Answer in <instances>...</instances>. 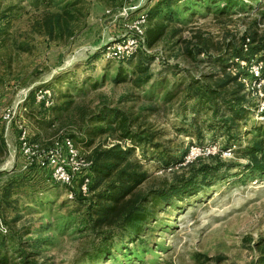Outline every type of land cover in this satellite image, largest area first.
I'll return each mask as SVG.
<instances>
[{
  "label": "rangeland",
  "instance_id": "374dc122",
  "mask_svg": "<svg viewBox=\"0 0 264 264\" xmlns=\"http://www.w3.org/2000/svg\"><path fill=\"white\" fill-rule=\"evenodd\" d=\"M135 4L158 13L155 19L168 13L167 19L147 23L151 30L165 26L162 37L149 47L145 43L147 66L136 58L119 62L107 55L132 16L118 13L117 0H0V221L6 230L0 231V254L5 264H257L264 250V170L248 164L249 150L258 144L256 164L264 166V84L256 87L249 68L253 60L264 62V51L230 59L222 50L244 37L254 38L253 45L264 41V0L252 2L253 9L239 2L220 4L223 10L213 0ZM56 13L62 16L61 30L50 38L43 23ZM235 73L242 74L238 81L249 110L226 129L210 120V111L192 108L186 83ZM54 106H62L56 120L50 115ZM113 111L110 126L91 120ZM121 119L124 128L140 133L139 140L121 137ZM101 126L105 132L95 130ZM23 133L34 145L32 164L23 155ZM62 137L91 162L95 146L118 143L131 150L138 170L147 173L139 193L202 165L220 171L190 197L163 208L147 206L151 213L139 234L113 237L110 250L92 258L107 229L88 220L101 186L77 195L80 178L61 184L51 167L39 164L43 151ZM89 175L92 185L91 169Z\"/></svg>",
  "mask_w": 264,
  "mask_h": 264
},
{
  "label": "trees",
  "instance_id": "16d2710c",
  "mask_svg": "<svg viewBox=\"0 0 264 264\" xmlns=\"http://www.w3.org/2000/svg\"><path fill=\"white\" fill-rule=\"evenodd\" d=\"M217 3V9L223 10L226 6L232 2H239L242 8L249 7L253 9L252 2L256 0H213ZM225 2V3H224ZM220 4L222 6H220ZM75 3H70V7H73ZM67 8V7H66ZM64 9V8H63ZM157 9V8H156ZM153 9V11H157ZM150 10V9H149ZM64 13H69L64 11ZM158 13L147 14L148 22H158L164 20L168 13L159 15V18L155 19ZM173 14V13H171ZM155 19V20H154ZM167 19V18H166ZM1 20V17H0ZM154 20V21H153ZM62 16L60 14H52L47 17L43 23L46 34L52 38L55 32L61 30L60 22ZM146 23V28H147ZM145 28V41L146 32L151 34V40H148L147 46H151L153 42L162 37L164 33V25L156 24L152 30ZM61 35V33H59ZM58 35V36H59ZM254 38L244 37L239 45H230L227 43L223 48L222 56L229 55L230 59H242L246 56H251L258 51H264V41H261L257 45H253ZM264 56V55H262ZM264 60V57H262ZM138 59L140 65H148L149 53L146 47L132 53L128 57L116 58L110 56L111 61L116 60L119 62H127L133 59ZM225 58V57H224ZM223 60V59H222ZM222 70H225V65H221ZM147 70V67L140 70L143 73ZM241 73H235V75L225 74L221 78H214L208 76L204 81L191 80L186 83V94L193 102V109L210 111L212 113L210 120H219L224 126L223 128L230 129L238 124L239 118L247 114L249 110L247 93L244 92V85L239 82ZM148 78V76L146 77ZM70 96V95H66ZM65 96V97H66ZM62 106L51 107L50 115L52 120H56L55 112L59 111ZM113 113H105L101 117H92V121L100 122L106 121L108 126L114 121L109 117H114ZM264 115V110L261 111ZM97 118V119H96ZM125 119H121L118 127L123 128L121 137L130 140H139L140 133L132 132L124 128ZM105 132L103 127H97L95 130ZM83 131L89 132L88 128H83ZM259 150L258 144L253 145L249 150V157L252 159L249 167H253L258 170H264V166L256 164L255 153ZM131 150L125 149L122 145L115 143L109 147L102 148L95 146L92 151V166L91 171L95 178V182L90 185V189L96 190L99 186L100 189L96 193V199L90 204L91 213H89L88 220L91 221L92 227L107 226V229L102 232L101 242L95 245L94 250L91 252L92 258L100 257L103 251H109L107 242L113 237L125 236L124 234H139L143 221L150 214L146 207L151 206L154 208H163L164 206H170L173 201L181 199L183 197H190L194 195L202 185L205 186V180L209 176L217 174L220 169L218 166L202 165L196 172L190 173L188 176H184L171 181L170 183L163 184L157 188L151 189L145 193H139L136 191L139 185H141L147 178V173L138 170L139 164L130 155ZM169 159V156H166ZM131 229L134 233H131ZM6 258L0 254V264H5ZM257 264H264V250L261 251Z\"/></svg>",
  "mask_w": 264,
  "mask_h": 264
},
{
  "label": "built area",
  "instance_id": "2783aa9c",
  "mask_svg": "<svg viewBox=\"0 0 264 264\" xmlns=\"http://www.w3.org/2000/svg\"><path fill=\"white\" fill-rule=\"evenodd\" d=\"M117 1L119 2V6L117 7L118 13L121 15L123 14L122 16H124V19H127L130 14H132V16L130 17L129 23H126L127 32L120 41L107 47V55L109 57L124 58L145 47V28L149 9L145 6L141 8L136 7L135 0ZM106 13H112V9L107 10ZM262 68H264V62L257 60L251 61L249 73L254 79L256 87H260L264 84ZM260 110H264V102L261 103ZM21 140L23 155L28 159L29 163L32 164L35 160L34 145L26 141L25 133L22 134ZM43 152L44 153L40 155L39 164L51 167L55 181L70 186L74 183L75 178H80L77 195L85 196L89 193L91 181L89 170L92 162L86 161L78 155L70 138L62 137L56 140L49 149ZM83 170L85 172L81 174ZM70 197H73L72 191ZM0 231H6L1 221Z\"/></svg>",
  "mask_w": 264,
  "mask_h": 264
}]
</instances>
